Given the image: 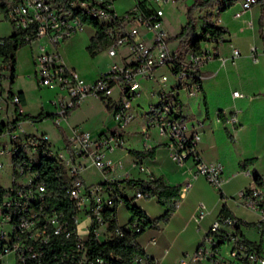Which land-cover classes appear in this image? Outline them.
I'll use <instances>...</instances> for the list:
<instances>
[{
    "label": "built area",
    "instance_id": "2783aa9c",
    "mask_svg": "<svg viewBox=\"0 0 264 264\" xmlns=\"http://www.w3.org/2000/svg\"><path fill=\"white\" fill-rule=\"evenodd\" d=\"M119 1L3 0L7 20L14 30L23 33L24 47L38 44L34 63L39 86L62 94L53 102L55 124L60 125L88 97L110 100L117 92L118 98L113 103L115 133L93 137L89 131L74 130L68 147L57 149L48 134L29 133L24 121H17L16 111L23 112L22 100L15 93L6 96L11 76L0 59V114L4 117L0 121V158L8 157L13 169L12 184L3 187L6 194L0 203V261L14 255L16 264H95L88 256L86 244L90 229L94 224L107 228L104 212L124 203V198L116 179L106 177L101 184L87 185L83 173L92 167L105 174L115 169L112 155L125 145L124 133L136 118L134 103L143 93V83L153 81L157 70L169 68L177 80L176 89L187 90L191 96L201 93V67L208 54L203 51L196 56L192 51L172 49L171 36L165 28V8L185 0H128L124 12L118 10ZM241 2L244 12L259 0ZM223 6V3L218 6L217 12ZM85 18L98 23L110 38L108 53L114 59L110 70L93 82L69 68L56 50L90 26L84 24ZM239 56V50L234 49L233 58ZM168 81L163 76L159 83L166 85ZM233 95L243 97L241 92ZM163 104V111L151 122V127L168 142L171 158L178 164L191 160L196 168L195 177L203 176L211 186L220 189L224 166L202 158L200 133L190 132L175 118L174 106L166 101L165 95ZM9 105L14 107V116L8 113ZM231 122L238 123V119L233 117ZM43 158L60 166L69 180L65 188L73 214L67 218L64 212L51 207L46 183L39 181L34 170ZM4 166L0 162V168ZM140 169L145 171L143 165ZM136 197L152 199L141 190ZM240 197L244 206L257 214V224L264 229V176L252 188L242 191ZM82 215L89 221L86 234L80 231ZM204 217L201 205L195 220L200 222ZM235 226L232 218H218L196 251L183 255L177 264H264V251L248 243ZM99 229L96 235L102 242ZM120 233L118 229L117 234ZM58 239L73 243L59 247ZM226 243L232 244V249L224 257L222 246ZM147 258H150L147 254L146 258L137 257L133 263L155 264L148 263ZM97 262L104 264L103 260Z\"/></svg>",
    "mask_w": 264,
    "mask_h": 264
},
{
    "label": "crops",
    "instance_id": "0c3cea01",
    "mask_svg": "<svg viewBox=\"0 0 264 264\" xmlns=\"http://www.w3.org/2000/svg\"><path fill=\"white\" fill-rule=\"evenodd\" d=\"M214 21L219 27L227 28L230 34L224 41L201 43L202 51L209 56L201 67V93L191 96L187 90L176 89L178 83L171 70H157L153 81L143 83V93L134 103L136 118L124 133L125 145L112 155L115 169L105 174L92 167L82 175L87 185L101 184L106 177L116 179L124 198L131 200L152 219L161 217L165 208L156 198H137L139 189L128 185L126 180L147 181L163 177L169 186L182 185V201L171 220L159 229L147 228L138 238V244L155 264H177L184 254L194 253L219 218L223 204L245 224L241 226L244 237L261 245L264 251V229L257 224V214L248 210L240 197L242 191L252 188L257 179L264 176V2L259 0L258 4L243 12L241 0L236 1L227 10H215ZM96 33L94 27L87 26L56 49L69 68L91 82L109 71L114 63L108 48L99 52L97 57L90 55L88 48ZM234 49L240 52L238 58H233ZM37 51H34V58ZM103 54L105 60H101ZM17 69L14 83L10 81L6 85V96H10V91L20 95L25 116L46 115L42 121H24V124L29 133L49 135V130H42V126L53 122V102L62 94L58 90L40 87L35 78L27 80L18 76ZM163 76L169 79L166 85L159 83ZM235 92H241L243 97H234ZM163 95L173 104L175 118L190 132L200 133L202 158L224 166L220 189L211 186L203 176L195 177L196 168L191 160L183 164L175 162L170 156L168 142L151 127L154 120L151 112L163 104ZM117 98V92L110 100L86 98L60 125L54 124L62 142L61 146L55 147H68L74 130L89 131L93 137L115 133L113 103ZM8 113L14 116L12 105H9ZM233 117L238 123L231 122ZM3 118L0 114V121ZM149 150L154 151L153 157L132 155V152ZM141 165L145 171H141ZM201 205L205 217L197 222L195 215ZM116 216L120 228L130 230L131 215L125 203L117 206ZM106 231L103 239L99 235L102 242L108 239ZM0 264L14 262L9 255Z\"/></svg>",
    "mask_w": 264,
    "mask_h": 264
},
{
    "label": "trees",
    "instance_id": "16d2710c",
    "mask_svg": "<svg viewBox=\"0 0 264 264\" xmlns=\"http://www.w3.org/2000/svg\"><path fill=\"white\" fill-rule=\"evenodd\" d=\"M239 0H196L193 6L188 9V24L183 28L180 35L175 38H171V42H178L179 45L185 48V53L192 51L194 55L200 56L203 54L201 43L203 41H224L225 37L230 34L229 30L225 27H219L214 21L215 10L223 3V9L227 10L231 5ZM264 2V0H261ZM2 12L7 18V9L5 5L0 7ZM204 13L200 18L202 21V33L197 34V19L195 13ZM84 24L93 26L96 28L97 33L91 40V45L88 51L92 57H96L99 52L108 48L111 43L110 38L106 35L103 29L92 19L85 18ZM22 32L14 30V33L10 37L0 38V59L4 64L6 70L10 72L11 81L14 83L17 74V55L18 52L24 48L22 44ZM14 93L10 91L12 97ZM164 104H161L158 110L151 112L152 119H155V115L163 111ZM17 121H33L39 122L45 119L47 116L42 114L37 118L25 116L16 111ZM178 120V118H177ZM132 155L136 157H153L154 151L149 150L145 152H132ZM244 166V165H243ZM39 174V181L46 183L48 190V202L51 207L59 212H64L66 218L69 217L72 212V202L66 195L65 186L69 184L65 172L60 166H56L49 159H42L38 166H35ZM258 180V179H257ZM126 183L133 186L144 193H148L152 198H156L158 203L165 208V213L157 218L152 219L141 208L132 203L131 200L124 198V203L131 215L130 230H124L120 228L117 221L116 211L114 209H107L104 212V216L107 221V234L111 237L104 242H99L96 232L100 228L98 224H94L90 229V235L86 242L88 248V256L95 264H98V260H103L104 264H134V259L137 257L146 258L145 251L138 244V238L144 233L147 228L159 229L162 225L167 224L173 215L177 212L179 205L181 204L182 197V185L169 186L165 183L163 177H153L150 180H126ZM119 184V182H118ZM6 194V190L0 186V203L2 198ZM219 218H232L236 221L235 228L239 233L241 232V226L245 225L241 220L237 219L230 211L226 204H223ZM121 229V233L117 234V230ZM139 230V231H138ZM59 247H66L73 243V240L66 241L64 239H58ZM248 243L253 244L258 250L262 251V246L247 240ZM148 263L154 262L152 258H147Z\"/></svg>",
    "mask_w": 264,
    "mask_h": 264
},
{
    "label": "rangeland",
    "instance_id": "374dc122",
    "mask_svg": "<svg viewBox=\"0 0 264 264\" xmlns=\"http://www.w3.org/2000/svg\"><path fill=\"white\" fill-rule=\"evenodd\" d=\"M196 0H185L182 2L172 3L168 5L165 8V28L168 31L169 35H171L172 38L177 37L182 32L183 28L186 27L188 24V9L193 6ZM3 0H0V7L2 6ZM129 2L128 0H120L117 3L118 10L120 12H124L128 9ZM204 15V13H195V17L198 21L197 23V34L200 35L202 33V21L200 18ZM89 30V28H87ZM14 33V28L11 25V23L7 20L5 14L0 9V38H6L10 37ZM175 43V44H174ZM179 48L183 52L185 51L183 47L179 45L178 42H172L171 48L176 49ZM38 50V44H34L32 46L24 47L19 53H18V76H21L22 78H35V67L33 63V54L34 51L36 52ZM97 57V56H96ZM101 60H105V54L102 55ZM34 70V71H33ZM165 72H168V68L164 70ZM26 72H32L30 74H27ZM27 79V80H29ZM55 108V107H53ZM54 120L53 122H48L47 124L42 126V130L45 128L49 133V136L56 146H61V140L60 135L56 131V128H54ZM41 125V124H40ZM57 127V125H56ZM41 130V131H42ZM3 139L2 141H4ZM0 162L4 163L5 166L3 168H0V186L8 188L12 184V173L13 169L10 164V160L8 157H1ZM89 221L87 218L82 215L81 216V225H80V231L83 234H86V227L88 226ZM106 229L105 227H102L99 231L100 237L103 239L106 237L105 233ZM108 238H110V235H107ZM232 249V244L226 243L222 246V256L226 257L228 255V252ZM187 254H193V253H187ZM185 255V254H184ZM10 260L14 264H16V257L14 255H10Z\"/></svg>",
    "mask_w": 264,
    "mask_h": 264
}]
</instances>
